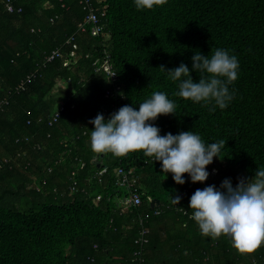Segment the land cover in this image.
<instances>
[{"label": "trees", "instance_id": "trees-1", "mask_svg": "<svg viewBox=\"0 0 264 264\" xmlns=\"http://www.w3.org/2000/svg\"><path fill=\"white\" fill-rule=\"evenodd\" d=\"M6 1L0 0V264H121L113 262L121 257V242L125 264H132L141 223L150 230L146 264H156L150 258V227L160 221L182 229L184 242L177 243L182 262L264 264V245L239 253L227 237L202 236L178 208L190 211L197 188L219 187L225 178L235 187L239 178L250 179L264 167V0H163L149 10H137L133 0H12V13ZM88 3L102 26L97 37L90 25L81 29ZM215 48L229 50L239 61L228 106L210 110L212 105L174 95L178 85L160 66L185 63L196 81L191 56ZM53 51L64 57L75 52L78 59L64 67V58L46 60ZM105 56L120 90L95 69ZM28 75L31 81L16 91ZM60 83L67 86L64 112L49 125L60 106L53 109ZM111 88L114 93L107 96ZM153 91L175 103V115L154 122L162 135L192 130L206 143L225 141L222 160L214 158L204 184L191 183L185 174L186 183L177 185L142 152L114 157L91 151L90 119L98 113L107 119ZM119 167L135 169L139 207L120 209L119 199L129 193L118 186ZM176 194L179 205L171 199Z\"/></svg>", "mask_w": 264, "mask_h": 264}, {"label": "clouds", "instance_id": "clouds-1", "mask_svg": "<svg viewBox=\"0 0 264 264\" xmlns=\"http://www.w3.org/2000/svg\"><path fill=\"white\" fill-rule=\"evenodd\" d=\"M137 10H149L163 0H133ZM159 70L178 85L174 95L194 103L224 109L233 99L229 85L238 78L239 61L229 50L215 48L209 55L199 50L191 56V71L198 74L194 81L188 65ZM138 105V107L136 106ZM125 104L105 119L98 113L89 123L90 148L93 153H111L114 157L130 152H142L153 162H159L162 175L170 173L177 185L187 179L193 184H204L209 178L208 166L220 159L225 145L223 139L206 143L192 130L176 134H161L154 123L160 116L175 115V103L163 91H153L138 104ZM179 205L181 196L171 195ZM178 207V206H177ZM183 209L196 223L199 233L213 240L224 236L239 253H252L264 245V167H257L253 176L239 178L235 187L225 178L219 187L206 184L197 188Z\"/></svg>", "mask_w": 264, "mask_h": 264}, {"label": "built area", "instance_id": "built-area-1", "mask_svg": "<svg viewBox=\"0 0 264 264\" xmlns=\"http://www.w3.org/2000/svg\"><path fill=\"white\" fill-rule=\"evenodd\" d=\"M6 7L7 11L12 13L14 12V7L12 4V0L6 1ZM87 8L89 9V12L81 25V29L84 30L85 25H90L91 29L90 32L92 36L97 37L98 35L102 34V26L99 25V17L97 15V10L88 3ZM22 10L19 9L18 12H21ZM57 18V17H56ZM54 19L51 20L53 22ZM55 58H64V67H70L73 65L77 59L78 54L73 52L70 53L67 57H64L63 53L60 51H53L49 57H47V61H52ZM95 69L97 72H104L113 83V88L120 90V83L118 79L117 72L113 69L110 59L108 56H105L103 59H98L94 63ZM33 78V75H28L24 80L21 81V83L16 87V91H22L25 89V86L28 82L31 81ZM114 90L111 88L107 91L106 95L110 96L113 95ZM64 112V105L61 104L58 108V110L54 113L53 117L49 121V125H53L54 123L58 122L59 118L61 117V114ZM106 170H103L100 174L105 172ZM116 176H117V183L120 188H124L128 191L129 196L123 199H119L118 205H120V209L127 210L130 207H139L142 204V198L141 194L138 192L133 191V187L137 181L136 179V173L135 169H129L126 170L122 167L117 168L116 170ZM213 174H216L217 171L213 170ZM76 185V183L74 182ZM101 200V196L97 197V201ZM152 201V200H151ZM152 203H155V201H152ZM158 214V212H156ZM149 234L150 230L146 226L141 223V231L139 234V237L135 240L136 245V251L134 252L133 261L132 264H146V258H145V250L146 246L149 244Z\"/></svg>", "mask_w": 264, "mask_h": 264}, {"label": "crops", "instance_id": "crops-1", "mask_svg": "<svg viewBox=\"0 0 264 264\" xmlns=\"http://www.w3.org/2000/svg\"><path fill=\"white\" fill-rule=\"evenodd\" d=\"M152 244L150 251V258L156 260V264H163L162 262L170 261L168 264H190L188 261L182 262L181 252L177 248L178 240L181 244L184 242V233L181 228L174 227L169 221H160L153 223L152 226ZM179 231V232H176ZM179 236H182L183 240ZM121 257H114L113 262L125 264V259L122 255L124 252V243L121 242ZM152 260V261H153Z\"/></svg>", "mask_w": 264, "mask_h": 264}, {"label": "rangeland", "instance_id": "rangeland-1", "mask_svg": "<svg viewBox=\"0 0 264 264\" xmlns=\"http://www.w3.org/2000/svg\"><path fill=\"white\" fill-rule=\"evenodd\" d=\"M65 89H67V86L64 83H60L54 90L53 95L55 98L54 100V105H53V109L56 108V106H58V104H62V102L64 101V97H65Z\"/></svg>", "mask_w": 264, "mask_h": 264}]
</instances>
